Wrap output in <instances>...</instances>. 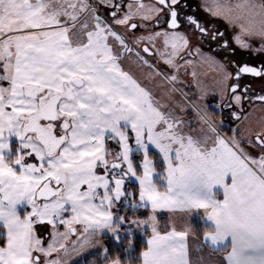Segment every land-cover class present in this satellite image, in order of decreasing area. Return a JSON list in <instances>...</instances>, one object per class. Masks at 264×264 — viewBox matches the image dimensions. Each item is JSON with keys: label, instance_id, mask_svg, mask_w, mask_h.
Wrapping results in <instances>:
<instances>
[{"label": "snow or ice", "instance_id": "snow-or-ice-1", "mask_svg": "<svg viewBox=\"0 0 264 264\" xmlns=\"http://www.w3.org/2000/svg\"><path fill=\"white\" fill-rule=\"evenodd\" d=\"M200 7L239 29L232 37L238 48L264 56V0H205ZM186 8L189 0H0V264H73V253L86 261L97 247L107 260L106 234L117 246L127 238L123 264H264V123L253 128L243 114L246 100L264 104V95L249 96L240 83L243 75L264 79V62L225 63L193 45L198 35V43L234 52L224 32ZM118 26L148 30L136 43L162 40L159 55L177 72L176 58L195 52L219 76L214 109H228L244 127L226 137L208 105H193L201 134L185 132L184 120L122 67L133 49ZM143 52L152 54L147 46ZM130 138L143 153L139 174ZM108 140L119 151L109 150ZM129 209H146V218L121 214ZM160 213L169 221L165 231ZM38 225L50 229L47 244ZM137 230L144 248L132 259ZM190 237L200 240L195 260Z\"/></svg>", "mask_w": 264, "mask_h": 264}, {"label": "rangeland", "instance_id": "rangeland-1", "mask_svg": "<svg viewBox=\"0 0 264 264\" xmlns=\"http://www.w3.org/2000/svg\"><path fill=\"white\" fill-rule=\"evenodd\" d=\"M205 0H189V3L191 5H195L196 8L200 11V13L204 14L205 21L207 24L215 25L217 30H221L225 33V38H227L233 46L237 47L232 42V37L239 32V29H234L230 27L227 21L219 18L211 17L200 5L204 3ZM228 2L232 4L241 3L242 0H228ZM100 3V0H94V4ZM144 3H149L145 1ZM207 3H211V0H207ZM126 10V8H125ZM99 14L104 17L108 15L107 10L105 7L101 4L99 8ZM198 16V14H197ZM117 31L124 33L126 35L127 42L129 46L133 49L132 53H126L121 58V65L122 67L130 71L131 74H133L134 78L138 80L139 83H141L142 86H144L146 89H148L153 97L156 100L161 101V103L167 105L165 110H173L175 114L179 117H181L184 120V131L187 133H190L194 136L200 135V129L202 127L198 115L197 110L193 105H199L203 107V103L201 102L200 97L204 96L205 93H208V86L206 80L204 79L205 74L203 73L207 66L202 65L201 63L197 65L196 76L195 81L192 83V77L189 74V67H187V71L184 72V68L186 67L185 64H179L181 65L179 71L177 72L174 68L164 64L163 58L157 59L155 57L145 56L143 52L141 51L139 43L135 42V39L137 40L138 37H146L148 35V32H136L134 34L125 33L124 28L117 27ZM159 52H163L164 49H161L160 46L157 47ZM238 48V47H237ZM136 52H139L141 56L144 57L149 63L148 65H143L141 62L138 61L136 57ZM254 53V52H253ZM184 53H181L183 55ZM156 72H160L161 75H156ZM171 75L177 76V81H170L166 79V77H169ZM192 84H194V87L192 88ZM192 88V89H191ZM175 89V91H173ZM213 97V96H212ZM183 109V111L181 110ZM206 129V126H203ZM220 132L222 135L226 137H230L232 135L224 132L223 129L220 127ZM130 137L133 136V134L129 133ZM130 146L134 149L131 158L133 160L134 166H139L143 160V153L135 151L136 144L134 138H130L129 140ZM106 147L109 150L119 151V145L116 143L115 140H108L106 142ZM150 152H154L159 157L160 163L162 164L161 158L158 154V150H156L154 147L150 146ZM108 159L111 161L113 157H108ZM163 170V169H162ZM161 170V171H162ZM98 171H100L98 169ZM159 172V171H158ZM138 174H139V167H138ZM127 185V182H126ZM129 190H135L136 185H127ZM119 206V205H118ZM144 210V209H139ZM138 211V210H137ZM137 211H133L131 209L128 210L127 213H121L122 215L126 214L130 218L132 215H135ZM147 211V210H146ZM167 214L160 213L158 215V218L160 220V227L162 231H165V225L168 224V220L166 218ZM146 218V217H145ZM79 227V226H77ZM125 227H129L128 225H125ZM134 227V226H133ZM38 233L44 237L45 244L50 242V236L49 231L50 229L46 228L43 225L37 226ZM60 231L63 232L65 229L63 227L60 228ZM150 231V230H149ZM142 234L140 230H137L135 235ZM108 238L113 241L111 238V234H106L105 236L101 237L102 244L104 245V238ZM75 237L70 236L68 245L71 249V241L74 240ZM127 239V238H125ZM142 239L144 240L145 237L143 236ZM114 242V241H113ZM194 242V241H193ZM197 243L194 242L192 246H189L190 248V258L195 260L197 257V253L195 249L197 248ZM208 250H206L207 252ZM56 255L55 253L53 254ZM74 257L73 264H82L84 263V257L80 256L77 257L75 253L72 254ZM95 255H99V259L102 260V258H105V254L102 251L100 247L94 248L90 250V252L87 254V259L90 257H94ZM107 264H112V261L108 262Z\"/></svg>", "mask_w": 264, "mask_h": 264}, {"label": "flooded vegetation", "instance_id": "flooded-vegetation-1", "mask_svg": "<svg viewBox=\"0 0 264 264\" xmlns=\"http://www.w3.org/2000/svg\"><path fill=\"white\" fill-rule=\"evenodd\" d=\"M150 2V3H154V1L151 0H143V2ZM125 3L130 2L129 0H124ZM184 12L186 14L189 15H194L198 20H200L201 22H206L205 21V17L203 13H200V11L196 8L195 5H191V8H186L184 9ZM198 14V16H197ZM206 26L209 27L210 29H216L217 27L215 25L212 24H207L206 22ZM155 30H160L159 28L155 29ZM217 30V29H216ZM148 32V30L144 29V28H140L138 30H136L134 33L136 32ZM181 31L185 32L187 35L191 36L192 32L191 30L187 29V28H181ZM220 32H222L221 30H219ZM129 34H133V33H129ZM149 34V32H148ZM136 41V39H135ZM198 41V35L196 38H193L192 40V44L198 47H201L202 51H204L206 54H211L213 56H215V58L221 62H227L229 60L235 61L236 64L238 65H242V64H249L250 66H259L262 62H264V56L253 53V52H249V51H244L241 50L240 48H237L235 46L232 45V43L229 41L230 44V49H234V52H232L231 54L229 53V51H222L218 48H216V42H211V43H204L203 41H200L199 43ZM140 46V48L145 45L147 47L150 48L151 51V55H146V56H150V57H155L157 59L162 58L159 55V51H158V46L161 47V49H164V45H163V41L162 40H157L155 41V45L153 46L152 43H149V41L147 39L142 40L139 42L138 44ZM171 49L169 48V51ZM183 59H181L180 57L176 58V62L178 64H184V60H192L193 63L191 65H186L185 64V68H184V72L187 71V67H189V74L192 77V83L195 81V77H193L192 72L197 70V65L200 64V60L199 57H197V55L195 54V52H193V54L191 56H188L186 53H184L183 55ZM160 57V58H159ZM229 70L235 72V67L232 65H229ZM205 74L204 79L206 80L205 82H207V86L209 88L207 95L205 96V98L203 100H201V102L204 105H208V111L209 114L212 115L213 119L217 122V124H219V122L221 120H223V125L221 126V129L224 130V132H227L229 134H231V129L236 127L238 124H240V122H237L233 119H231L230 115H229V110L228 109H224L222 112H220L219 110L214 109V105L219 103V97L217 95H213L212 93L214 92H218L219 90V85L217 83L219 76L217 75V73L213 72L211 69H209L208 67H206V69L203 72ZM240 83L242 86H247L251 89V91L249 92V96H255V95H264V79L261 78H255V77H251L250 75H243L240 79ZM192 88L194 87V84H192ZM191 88V89H192ZM213 96V97H212ZM243 114H247L249 115V120L245 121L244 124H251V126L253 128H258L259 125L261 123H264V104H262L259 101L256 100H246L244 102V113ZM244 124H240V127L243 128ZM255 154V153H253Z\"/></svg>", "mask_w": 264, "mask_h": 264}, {"label": "trees", "instance_id": "trees-1", "mask_svg": "<svg viewBox=\"0 0 264 264\" xmlns=\"http://www.w3.org/2000/svg\"><path fill=\"white\" fill-rule=\"evenodd\" d=\"M150 158L153 159L154 163L156 164L157 171H161L162 167H161V163H160V160H159V157L157 156V154H155L154 152H150ZM146 215H147V211H146V209H144V210H138L136 212V214L132 215L131 217H133V218H135V217L145 218ZM201 235H202V232L199 229V227H197V237H200ZM142 237H143V235H141V234L135 235L134 251H133L132 257H131L132 259H135L136 257H138L139 252L142 251L144 248V243H143ZM103 240H104L105 247H107L109 250L108 251V259L105 260V258H102V260H100L99 259L100 256L95 255L94 257H90L89 259L84 261L83 264H93V262H95V264H107L108 262L114 261L117 258H119L123 264V262L125 261V252L123 250L128 247L127 239H124L123 242L119 244V246H117V244L115 242H113L112 240H110L106 237Z\"/></svg>", "mask_w": 264, "mask_h": 264}, {"label": "crops", "instance_id": "crops-1", "mask_svg": "<svg viewBox=\"0 0 264 264\" xmlns=\"http://www.w3.org/2000/svg\"><path fill=\"white\" fill-rule=\"evenodd\" d=\"M150 3V2H149ZM196 242L197 244V246L200 244V240H198V239H193V238H191L190 237V239H189V246H192V244L194 243V242ZM206 248L204 249V251L206 252ZM223 255V253H220V254H217V256H222Z\"/></svg>", "mask_w": 264, "mask_h": 264}, {"label": "water", "instance_id": "water-1", "mask_svg": "<svg viewBox=\"0 0 264 264\" xmlns=\"http://www.w3.org/2000/svg\"><path fill=\"white\" fill-rule=\"evenodd\" d=\"M129 1H130V0H129ZM151 1H154V0H151ZM144 47H146V46L143 45V46L141 47V51H142V52H143V48H144ZM143 54H144L145 56H146V55H150V54H148V53H144V52H143Z\"/></svg>", "mask_w": 264, "mask_h": 264}, {"label": "built area", "instance_id": "built-area-1", "mask_svg": "<svg viewBox=\"0 0 264 264\" xmlns=\"http://www.w3.org/2000/svg\"><path fill=\"white\" fill-rule=\"evenodd\" d=\"M89 2L94 4L93 0H89Z\"/></svg>", "mask_w": 264, "mask_h": 264}]
</instances>
